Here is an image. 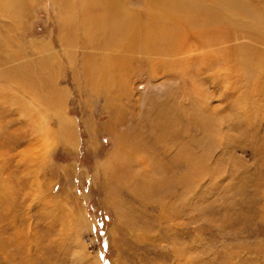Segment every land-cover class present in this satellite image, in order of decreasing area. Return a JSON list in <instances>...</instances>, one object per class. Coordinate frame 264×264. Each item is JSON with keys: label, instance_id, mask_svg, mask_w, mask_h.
Segmentation results:
<instances>
[{"label": "rangeland", "instance_id": "1", "mask_svg": "<svg viewBox=\"0 0 264 264\" xmlns=\"http://www.w3.org/2000/svg\"><path fill=\"white\" fill-rule=\"evenodd\" d=\"M68 2L78 16L80 0H0V264H264V0L239 1L248 14L232 21L252 27L259 41L231 44L251 47L263 72L239 100L218 66L151 80L128 64L123 81L118 51L70 32ZM92 4L84 16L99 21ZM94 63L114 74L88 80ZM123 84L131 96L111 101ZM152 99L167 104L161 122ZM204 113L217 129L188 122Z\"/></svg>", "mask_w": 264, "mask_h": 264}, {"label": "bare ground", "instance_id": "2", "mask_svg": "<svg viewBox=\"0 0 264 264\" xmlns=\"http://www.w3.org/2000/svg\"><path fill=\"white\" fill-rule=\"evenodd\" d=\"M17 1L19 5L21 0ZM80 1L81 2L78 5L80 8V14L78 16L76 13H73L74 9H72L70 2H68L69 6L66 5L67 7L63 8L64 11V9H68L70 7V32L74 37L78 35L81 36L82 46L84 45L85 47L96 48L106 52L118 51V54H112L115 58L112 55L109 56V58L112 57V59L117 61V64L115 62H111L114 64V67L118 66L119 70L122 71L123 81H126L128 78L126 73V67L128 64L131 66L132 64H136L137 66L144 64V72L146 71V74L151 80H156L158 77L166 76H170L172 78L174 75L186 77L187 74L189 75L190 70L193 69L194 64H199L204 67L218 66V68L215 69L217 78H219L223 83H226L229 90L233 91L231 87L234 85V97L236 100H239L240 97L246 98L254 95L252 93L253 88L249 90L243 88H245L246 83L251 82L250 84H254L255 82H258V79L261 78V73H263L262 71L257 70L260 64L257 63L256 58H253L256 53H254V50H252V48L245 43L236 44V42H233L234 44H231L232 41L239 38H249L252 39V41H259L258 37L255 36L256 34L252 31V27L248 25L246 21H242V19H240V21L236 24L232 22L233 18H244L248 14V11H243L242 7L239 5V1L241 0H148V7H146V9L149 8V10L147 9L146 12L143 11L138 14L133 10H124V0ZM87 2H93L92 5L94 8H103L102 11L96 15V17L99 16L101 20H90L84 16L87 11L85 7ZM250 13L252 14L253 12ZM252 22L254 21L252 20ZM237 30L240 32H236ZM188 35L189 37L193 36V39L189 38ZM193 40L195 41L194 43ZM189 43L191 44L190 47H192V45L197 47V52H190ZM224 43L227 44L222 45ZM215 45L218 47H211ZM188 47L189 49H187ZM188 51L191 53L190 56L187 55V53H189ZM135 55H138L140 58H135ZM217 56H219V58H217ZM102 58L103 57L99 60L101 65L103 64L102 60L107 57ZM94 64H97V66H93ZM94 64L89 65L86 69L87 79L95 82H106L109 77V70H107V72L106 69L102 70L98 68L100 67L98 63ZM104 76L107 78H104ZM116 77H118V75ZM207 79L212 78L211 76H208ZM190 82L192 83L191 85H193L196 82H201V80L195 81L190 78ZM124 84L122 91L117 92L114 90L111 92V101L115 98L122 99L129 96L130 93L128 94V92L125 91V87L127 90L128 86L125 84L124 87ZM255 85L257 87V84ZM108 89L109 87H107L105 91ZM181 90L182 92L180 95H171V98H175V96H177L181 99V97H184V93H186L185 97L189 98V90L182 88ZM193 90L195 91V89ZM196 99H198V96L195 97V99H192V101H195ZM111 101L107 102V105L108 103H111ZM178 101L181 102V100ZM155 102L158 101L152 99L148 104L152 105L151 115L154 117L159 115V117L155 118L158 119L157 121H160L159 118L161 115L168 111L165 109L166 102L161 103V106L154 104ZM120 110L121 108L119 107L115 110L113 109L114 116L107 123L110 127H113L117 123V117L120 115ZM216 111L217 109L211 111L210 113H216ZM167 115L169 114L167 113ZM203 115V117L193 115L197 118L192 117L193 120H188V122H193V127L198 129L201 128V125L204 126L206 123L209 126H212V128L214 127L217 129L219 127L218 125L220 122H209L207 113H204ZM155 125L157 126H153L152 128L157 130L161 124L156 122ZM147 137L146 139H148ZM154 137H157V135ZM139 142L142 143L141 141ZM153 143L157 144V142ZM178 144L180 143L177 142V145ZM119 145L120 146L116 145L115 153L119 151L121 144ZM113 168L117 169L118 166L116 165Z\"/></svg>", "mask_w": 264, "mask_h": 264}]
</instances>
